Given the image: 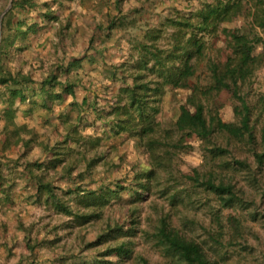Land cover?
I'll use <instances>...</instances> for the list:
<instances>
[{"label":"trees","instance_id":"1","mask_svg":"<svg viewBox=\"0 0 264 264\" xmlns=\"http://www.w3.org/2000/svg\"><path fill=\"white\" fill-rule=\"evenodd\" d=\"M71 1L12 0L2 17L0 100L5 124L0 134V154L20 142L24 149L30 145L29 140L22 139L16 125V103L26 105L30 112L33 109L50 111L74 96L80 81L74 73L77 74L81 64L75 59L66 65L50 64L49 73L39 82L33 78V65L25 63L14 71L8 68V61L16 55L13 52L27 49L29 40L45 23L59 22L58 34L69 26V22L59 18L55 6ZM7 4L5 0L0 14ZM118 26L123 24L112 20L106 29L112 31ZM130 41V53L135 54H129L127 60L112 66L110 76L116 78L120 86L112 97L109 112L97 117L103 122L104 135L97 138L80 135L78 126H72L71 134L61 136L53 147H42L53 156L48 165L55 168L67 162L62 165L61 177L70 178L78 168V159L73 156L79 154L86 162L77 173L82 180L84 173L91 174L92 168L103 160L96 152L87 160L83 157L84 150L96 151L103 139L127 134V138L136 142L147 165L144 175L136 174V185L149 192L152 180L159 184L158 192L166 199L169 210L157 215L150 230H137L140 222L136 206L130 208L122 222H105L97 243L88 244L104 245L102 258L95 264H153L143 254L134 253L133 238L137 233L159 254V264H226L225 255L220 251L241 245L245 237L237 210H246L247 215L256 220L261 214L255 211L264 208V98L260 97L253 107L241 94L243 86L264 66V0H213L189 14L177 11L158 28L147 29L141 39ZM21 42L25 44L20 46ZM202 63L205 78L200 83L196 72ZM176 90H185L186 94L175 104L173 121L165 126L157 115L167 91ZM229 100L236 103L232 106L234 121L224 120L220 115ZM11 126L14 130L9 129ZM244 148L249 157L227 159L233 150L238 153ZM194 150L203 157L208 168L191 167L189 172L181 174L187 188L179 190L181 183L169 169L181 152L190 154ZM9 161L18 163L17 159L12 161L6 155L0 156V197L5 199L10 186L4 185L3 168ZM45 163L25 161L22 168L34 188L35 201L45 197L47 204L65 216H73L81 225L99 219L108 198H118V191L127 189L117 182L114 188H107L98 195L84 188L85 185L67 187L65 194H85L88 199L85 206L90 211L76 213L55 194L52 181L43 179ZM35 168L43 174H37ZM140 175L144 176L142 180L137 178ZM175 183L177 187L172 185ZM134 195L140 194L136 190ZM201 195L213 202L205 206L208 224L199 222L193 212L181 209L190 206L195 211L197 208L192 205ZM174 218L188 230L175 224ZM192 227L198 228L200 234ZM38 244H32L26 237L25 247L29 253Z\"/></svg>","mask_w":264,"mask_h":264},{"label":"rangeland","instance_id":"2","mask_svg":"<svg viewBox=\"0 0 264 264\" xmlns=\"http://www.w3.org/2000/svg\"><path fill=\"white\" fill-rule=\"evenodd\" d=\"M212 1L73 0L72 3L55 6L59 18L62 21L69 22L70 28H66L64 32L58 34L59 22L45 23L41 31H38L29 40L30 43L27 45V49L13 52L16 55L8 61V68L10 71H14L22 68L25 63L33 65L35 66L33 78L39 82L49 73L50 61H55L57 55L62 57L64 50L68 53L79 48H89L86 40L90 35L94 38V44L99 43L100 45L106 42L103 43L104 45L101 48L107 46L112 48L110 45L114 46L111 51L109 50V59L112 63L116 62L118 64L121 60H127L129 54H135L134 51L130 53V40L141 39L147 29L150 30L154 26L158 28L167 17L175 15L177 11L189 14L190 11L201 8L205 3H211ZM3 4H5V0H0V10L3 8ZM112 20H115L116 23L119 22V25L123 24V26H118L112 31H108L106 26ZM107 33H109L108 38L105 36ZM19 44L23 46L22 44H25V42ZM25 68L28 67L26 66ZM203 68L204 63L200 65L196 72V79L200 83H203L205 78ZM83 84L90 87L88 83ZM114 86L106 83L103 85L99 84L95 86L94 91L90 88L91 90L87 94L93 92L95 98H99L98 103L102 105ZM80 87L76 88L75 98L77 99L81 95ZM185 94V90L167 91L165 94L161 110L157 115V119L162 121L165 126H169L173 121L175 104L183 100ZM241 94L253 107L256 106L260 97L264 98V66L259 68L254 76L243 86ZM235 104L230 100L227 102L220 114L224 120L234 121L232 106ZM15 109V122L20 128V135L23 140H29L30 145L24 149L23 143L20 142L0 154V156L6 155L9 160H18L17 164L9 161L3 168L4 177L6 178L4 185L10 186V188L7 199L0 197V264H95L96 260L102 258L101 252L104 245L88 246V244L97 243L98 235L105 222L110 224L115 223V221L122 222L126 219L130 208L136 206L140 222L137 230H150L157 215L169 210L166 199L161 197L158 192V188L161 187L159 184L152 180V189L149 192L140 190L136 185V174L144 175L147 165L145 164L143 153L136 146V142L127 138V134L112 137L110 140L103 139V144L96 151L87 152L84 150L83 157L87 160L95 155L94 152L103 157V160L92 168L91 174L93 176L84 173L82 180L77 177L78 170H82L86 162L83 161V158L81 159L79 154H76L73 157L78 159V168L72 172L70 178H62L61 172H64L62 165L67 162L52 168L48 165L51 156L45 154L42 148L44 141H47V137H44L45 135L48 136L47 145H49V137L52 130L48 126V119L41 115L43 111L33 114L28 113L27 106L19 105L18 103H16ZM1 111L0 100V134L3 130V124H5ZM82 117L85 118V122L82 123L86 131L84 135L95 134L94 117L85 115V113ZM98 127H100L99 124L96 129ZM9 129L14 130L12 126ZM197 145L198 142L194 143L196 148ZM75 149L81 148L75 146ZM81 150L83 151V149ZM246 157H249V153L244 148L240 149L238 153L233 150V154H229L227 159H244ZM32 160L46 162L44 169H42L44 173L43 179L52 181L55 194L60 196L76 213H87L90 211L85 206V201L88 199L85 194H65L67 187L85 185L84 188L94 190L98 195L101 192H105L107 188H114L117 182L123 183L127 189L119 190L118 198L111 196L108 198V202L103 206L102 215L99 219L91 220L89 223L81 225L73 216H65L52 205L47 204L44 201L45 197H42L39 202L35 201L33 197L34 188L30 181L27 180L26 172L22 169L25 161ZM173 163L174 165L169 170L178 179L177 182L181 183L179 190L187 188V184L181 180V174L189 172L191 167H196L200 170L208 168L204 165L203 157L197 150L190 151V154L185 151L181 152ZM34 170L37 174H43L40 173V170L37 171L38 169L36 168ZM159 174H161V178L164 177L161 172ZM143 177L140 175L137 178L142 180ZM238 178L241 179L240 176ZM176 184L172 185L176 186ZM136 190L140 194L139 196L134 195ZM194 202L192 206L197 208L195 211L190 209V206L181 209H186L189 213L193 212L192 214L197 216L199 222L208 224L209 218L204 215L205 206L206 203L213 204V202L209 201L204 195L197 196ZM263 210L264 208L255 211L261 214V216H257L256 220L247 215L248 212L246 210H237V214H241L240 218L244 225L245 237L241 245L228 247V249L220 251L221 255H225L226 264H264ZM174 221L175 224L187 229L186 226L181 225L176 219ZM195 229H197L196 234H200L199 229L193 228V230ZM27 236L32 244H35V242L39 243L32 253H29L25 247ZM125 240H129V236L125 237ZM133 242L135 244L134 253H141L153 264H159L161 261L159 254L144 236L140 233L135 234ZM109 243L113 244L114 240H109ZM122 264L129 263L125 262Z\"/></svg>","mask_w":264,"mask_h":264},{"label":"crops","instance_id":"3","mask_svg":"<svg viewBox=\"0 0 264 264\" xmlns=\"http://www.w3.org/2000/svg\"><path fill=\"white\" fill-rule=\"evenodd\" d=\"M66 2V3H72ZM65 4V3H64ZM63 4V5H64ZM62 5V6H63ZM70 28V24L67 27ZM42 29V28H41ZM41 29L39 31H41ZM67 29V30H68ZM65 30V29H64ZM63 30V32H64ZM50 34V33H49ZM52 36V35H51ZM107 38L109 36V33L105 35ZM65 40V38H64ZM94 38L90 35L88 39L86 40V43L89 48H79L78 50H71L67 53V51L64 50L63 56L59 57L57 55V59L55 61H50V64L52 63H64V65L67 64L68 61L75 59L78 62H80V69L77 71L76 75L80 81L79 86L81 90L80 98H75L76 96V90L73 97H68L65 102H63L60 105H55L54 108L50 111H43L42 116L46 117L48 119V126L51 127V135L49 137V147H53L54 144H57L61 140V136H65L67 134H71L72 126H78V133L80 135L86 134L85 128L82 125L84 123V119L82 115L85 113V115H92L94 118V127H95V134H87L89 137L94 136V138L102 137L104 135L103 131V122L98 119V115L100 114H106L109 112L111 106H112V97L116 95L118 88L120 86L119 81L110 76V70L113 65H118L123 62L121 60L118 62V64L112 63L109 59V52L114 48L113 45H110L112 48H101L106 42H103L99 45V43H93ZM102 42V41H100ZM106 49H108L106 51ZM104 51L101 53V51ZM110 50V51H109ZM106 52V53H105ZM103 69V72H102ZM74 72V71H73ZM83 77V78H82ZM83 83H88L90 87L84 85ZM107 84V85H115L112 88V92L108 93L107 98L105 99V102L100 105L98 103L99 98H95L94 93L87 94L89 90L92 89L94 91L95 86H98L99 84ZM91 88V89H90ZM72 103V104H70ZM83 103L86 104V106H83ZM28 110V109H27ZM70 110V111H69ZM42 110L39 109H33L31 112L28 110V113H40ZM81 112V113H80ZM77 114V115H76ZM75 115V116H74ZM89 120V118H88ZM81 123V125H79ZM87 123V122H86ZM100 125V127H97V125ZM64 127V128H63ZM88 133V132H87ZM44 137L48 136L45 135ZM56 139V140H55ZM47 141H44L42 147L44 148L47 146ZM75 148V145H72ZM45 154H47L45 152ZM53 156L50 157L52 159Z\"/></svg>","mask_w":264,"mask_h":264},{"label":"water","instance_id":"4","mask_svg":"<svg viewBox=\"0 0 264 264\" xmlns=\"http://www.w3.org/2000/svg\"><path fill=\"white\" fill-rule=\"evenodd\" d=\"M11 1H12V0H8V4H7V6H6L5 9L3 10V12L0 14V38H1V33H2V30H1V20H2L3 15L9 10V8H10V6H11Z\"/></svg>","mask_w":264,"mask_h":264}]
</instances>
